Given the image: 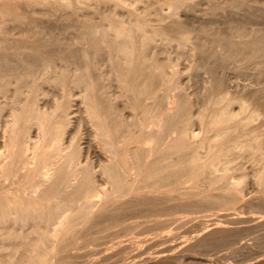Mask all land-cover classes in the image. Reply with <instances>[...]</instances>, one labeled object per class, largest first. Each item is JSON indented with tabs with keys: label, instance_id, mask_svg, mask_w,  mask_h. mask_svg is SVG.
Wrapping results in <instances>:
<instances>
[{
	"label": "bare ground",
	"instance_id": "1",
	"mask_svg": "<svg viewBox=\"0 0 264 264\" xmlns=\"http://www.w3.org/2000/svg\"><path fill=\"white\" fill-rule=\"evenodd\" d=\"M193 1L194 0H16V1H9V2L4 3V4H0V53H1L0 54V64L6 63V64H4V66L6 65V67H7V68L4 67L5 68L4 70H6L7 73L2 75L4 78L0 75V77H1L0 79H4L7 84L9 83L10 85H12V87H11L12 100H10L11 103L7 104L6 102H9L7 99H6L7 100L6 102L0 101V102H2V103H0V113L7 106H9L7 108H9L8 110L11 109L10 114H12L10 121H9V119L7 120L8 123L6 121V123L8 125L5 127L7 129L8 134H9V136H8L9 142H8V144H6L7 150H6L5 156L7 158L9 157V159L6 160V161L9 160V162L3 161L6 158L5 156H2V158L0 157V173H1L0 175L4 176V177H2V179L3 178L9 179L11 176H13L10 178V179H12L15 177V175H13V174H15L17 172L19 173V177H21L20 176V173H21L20 168L25 167L24 169H26L27 167H29L26 165L31 164L30 162L33 161V163L35 164L36 167L34 168V167L30 166L34 169L27 168V170H28L27 173H28V175H30L32 177L38 176L39 181L42 183H44L45 181L48 182L50 180V178L47 181V175L45 176L46 177V179H45V177H43L44 175H41V173H38L40 170V169L38 170L39 164L44 162V163L49 164L51 166V167L48 166V167H50V169L52 168L54 170V172H52L53 178L51 177V180L52 179L53 180L52 181L50 180V182H48V183L52 182L51 183L52 185L50 186L48 184L49 188L47 187L45 190H48L51 188L50 190L53 189L56 191V189L59 185L67 182V180H68L67 169H68L69 165H74L75 163H77L79 161V157H80V155H79L80 150H79L78 142H77L78 135H77V137L73 136L71 142L69 141L70 144H68V147H66L67 145L66 146L63 145L64 143L61 141H64V139L61 140V138H60V134H62L68 128V125H69V119L67 118V115L71 112H69L70 111L69 110L70 104H69L68 96L63 95L61 97L62 101H59L58 103H56V105H54L55 108L53 107L54 108L53 111L49 112V113L40 110L41 108L38 106L39 100H37V96L41 97L38 94L40 93L41 88H43V86L46 84H49V86H50V84L54 85V86H56V88L58 86L60 87L64 83L63 81L68 76L67 74L68 73L70 74V71L73 74L72 80L74 82V86L81 90L79 92V94L82 92V94L78 95V96L79 97L81 96L80 99L83 100V102H84L83 106H85L84 109L86 112V114H85L86 116H84V115L83 116L87 117L88 120L90 119V122H92V123L94 122L93 124L92 123L91 124L93 126H97V129L100 130L99 131L100 134L98 132V135L99 136L101 135V137L103 136V138H104L103 141H105L107 143V145L112 146L111 151L114 155L112 153L111 154L113 155V160L108 161V164L109 163L110 164L109 165L106 164V166L102 167V169L100 168L101 171L100 170L99 171L101 173H103L104 175H106L108 177L107 179L108 180L110 179V181L113 182L112 184H114V188L116 190L120 191L121 193L131 192V190H133V183L135 182V181H133V178H132L133 174L130 171H128L127 161L125 160V157H123V155L121 154L122 153L121 151L126 152V149L125 150H122V149H124V147L130 149V147L133 146V147H131L132 149H131L130 153L133 152L132 154H134L136 156V159L135 158L133 159L134 163L133 162L132 163H133L134 167L133 166L132 167L134 168L133 172H135V174L137 176H139V174L142 173L141 172V170H142L141 166L143 164H141V162H140L141 160L138 159V153H140V151H144V150H146V154H147V150L152 151V152L153 151L156 152V150L159 148V140L160 139H159V134L157 133V131L161 128H159L157 131H155V133H157L158 136H156V135H155L156 137L155 136H151V137L149 136L150 138H148L146 136L147 140H145V139L144 140L146 142L148 141L149 145H147L143 141V139L138 137V135L134 134L135 137L132 136V133L134 132L133 130H135V128L137 126L142 127V128H145L146 125H148V127L149 126L150 127L151 126L157 127L160 125L162 127L164 125L174 126L178 130V134H179L178 138L176 140H174L173 142L166 143V149L170 153H175V154L179 155L178 157L180 159L178 157L177 158L182 161V164L184 163V166L182 165L183 168L182 167L181 168L183 169V171H185L188 174L187 175L185 173L190 178V180L191 179H192V181L196 180V182L198 181L197 182L198 184L203 183L200 181V179L197 180L199 178V176H203L204 174L206 175L207 173H209L211 176L210 180H212L214 177L213 174H216L214 172L216 170H223V172L221 173L220 176L225 177L227 175V173L229 172V170L231 169L230 168L228 170V168L231 165H234V164H232L235 160L234 158H236V155L240 156L239 153L243 150H244V153L246 151V153L248 154V155H246V157L248 156V158H250V160H252L251 162H253V164L254 163L256 164L257 161H260V162L262 161L264 163V147H263L262 142H261V135H260L261 132L260 131L258 132L255 130L251 131L249 129V127H251V124L254 123L253 121L256 119L257 116H259L261 114L264 116V101H263V103H260V104L258 102H256V100L258 101L260 99V97H258V96H256V98L254 99L255 103L257 104V105L255 104L256 108H253V107L249 108L248 105L242 101L237 102V104H238L237 107L239 110L237 114L232 113L231 112L232 110H230V107L234 103V101L232 102L231 100H228L227 97H225L224 95L223 96H221V95L220 96H210L207 105L201 109V111L198 113L196 118H194V116L192 117L190 115V104L188 102H186L185 101L186 98L184 99L181 95H180L181 97L179 96L177 99H176V96H173V97H175L174 99H176V100L179 99L178 101L172 102L175 104V107H173V105H172L175 112H172V107L168 108V110L167 111L165 110L164 114H162L160 116L161 117L160 119H156V117H155V119H153L154 117L150 118L149 115H150L151 111L148 113V111H149L148 108H146V107L143 108V106H144L142 103L143 102V99H142L143 96H145V95L149 96L147 98L152 99V102L154 99H155V101H157L155 96L158 93L156 90L157 89L159 90L160 87L155 90L156 87H154V86L157 85L158 83H160L162 86L164 85L166 88V91L177 86L175 79L172 78V76H173L172 74H174V73L171 72V75H172L171 76L170 73L168 72V69H167L168 62L166 61L167 59H165L167 57V55H165V57H163L160 60V59H157V57L155 56L154 53H151L152 48L154 47V44H156L155 47H157V43H158V45H159V43H161V45H164V44H170L172 42H176L175 45L177 46V50H178L177 53L179 51L181 53V50L183 52V50H185L187 48H189L190 50L192 49L191 53H192V51H194V53H196L199 57H202L205 60V66H206L205 69L207 70V72L211 76L209 78V80L211 78L215 79V77L219 78V77H217V75L222 74V72L224 70H226V69L228 70L229 68H233L234 73L236 71L237 74H241V75L244 74L245 72H247L249 69H251V71L254 70V72L264 71V31L261 32L260 31L261 28L258 27L251 32L248 30V27H247L248 23L247 22H246L247 23L246 27L240 26V25L238 27H236V26L233 27V26H231L233 24H231V21H230L231 25L228 23L229 26L224 31L225 33H219V31H215L212 28V26L208 27V26H204V25H203L204 27L199 28V30H194L193 28L190 29L189 27H187L186 25H184L182 23L183 21L179 20V18H178L179 15L176 17V10L178 11V8H180V5H185L186 7L191 9L192 7H194ZM203 1H205L207 4L211 5L209 8L210 14L212 16L213 15L215 16L216 15L215 13L218 12L217 9L218 10L220 9L218 2H215V0H203ZM254 1L257 2L258 0H254ZM261 1H259V2H261ZM263 2H261V3H263ZM227 3H228V1H227ZM21 7H23V8L26 7V9L28 8L29 10L31 9L32 13L35 12L36 10H39V12L41 10L43 12L42 13L40 12V13L45 14V15H47L49 13L48 11H51V10L54 13L57 11H58L57 13H59L60 11H64V10L69 11L70 10V12H71L70 16H72V20H71L72 24L70 23V25H68V27L72 28L71 32L72 31L74 32L73 29L76 30V33L74 32V34H73L74 36L76 35L75 38L74 39L71 38V39L73 40V43L77 42L76 44L79 43V44H82L83 46L65 47L64 51L63 52L61 51L62 54H60L56 57L47 56L44 58L43 57L44 55L40 56L41 55V46L52 45V44H55V45L65 44L66 42L61 41L63 39H61V40L60 39L59 40L51 39L52 33H53L52 29H55V28L45 27L43 22H37V20L35 18H28L25 15H24L25 17L20 16V14L18 13L19 11L17 12V8H21ZM240 7H241L240 4L234 3V4H232L231 7H229L230 8L229 10H226L227 13H225L226 11H224V14L227 15L226 17L231 16L232 12L235 11L236 9L240 8ZM96 8L102 9V11L98 12V14H100L101 16L100 15L95 16L96 12H94V10ZM166 9H168V10L172 9L171 10L172 12L171 13L169 12L170 13L169 18H168L169 13H168V15L166 14L167 13V11H165ZM28 13H30V11ZM40 13H39V15L42 16ZM67 13H65V14H67ZM62 14L64 15L63 12H62ZM150 14L156 15V16H154V15L153 16H154V18L155 17L157 18L158 23L159 22L161 23V21H163V19L165 17L168 18L167 20L170 19V21L167 25L172 26L173 28L176 27L177 34L174 35L175 37L174 36H173L174 38L170 37L175 32L172 33V35H170V36L168 35V34H171L170 32L167 34V32L165 31L167 28V25L162 26L158 29L152 28L151 22L153 21V17L150 16L152 18V21H150L151 20V19H149ZM29 15H33V14H29ZM234 16H235V14H234ZM249 16H252L254 18V16H256V13L251 12V15L249 14ZM259 16H262V15L260 14ZM51 17L55 18L52 15H51ZM64 18H66L65 15H64ZM230 19H232V18H230ZM247 19L248 18L246 17V20ZM167 20H164L163 22H165ZM40 21H43V20H40ZM242 21H240V23ZM155 22H156V20H155ZM163 22H162V24H164ZM208 22H209V19H208ZM243 22H245V21H243ZM155 24H157V22ZM157 26L158 25H156V27ZM15 30L19 31V33H18L19 37L28 36L30 38V40H24L22 38H15L16 40H11V42H10L9 37L11 35L15 34V33L13 34V32ZM170 31H172V30H170ZM58 36H62V35H58ZM48 38H50V39H48ZM75 39H77V41H74ZM200 39H201V41L203 39H210V40L216 41L217 44H220L222 46V52L220 51L219 54L215 52L216 53L215 54L213 52V50L209 51L208 49H206V47H204L201 43L198 42ZM70 42L72 43V41H70ZM209 42H211V41H209ZM162 43H164V44H162ZM16 48L17 49H25V48L28 49L29 48L31 51H33V53H31L32 57L26 58V59L25 58H21L18 60L16 59L17 61L14 62L15 64H12V66H9L11 63H9L10 61H9V59H7L8 50L9 49L15 50ZM88 48L94 49L95 56H93V58L104 57L106 60H108L110 62V64L108 65L107 79L109 77H110V79H111V77H112V79L114 78L115 81H117V83L119 85L118 87L122 88L126 92V94L129 95V97L131 98V101H132V103H131V101H129L130 102L129 104H131L130 106H132L129 108L133 109V107H136V106L138 107V105H139L141 108H143V110L145 109V111H142L143 115L140 118H139V116L136 117L134 115V116H130L131 117V118L129 117L130 119H127V120L122 119L123 117L119 115L120 111L118 112V110L116 109V107L119 106L118 103L115 104L113 102L114 100L107 98L103 93H101V91L98 92L96 90L97 85L100 82H102V80H103L102 73L100 72V70L102 68L101 66H100V68H98L97 65L94 68H93V65H92V68L90 66L80 67V65H81L80 64L79 67L74 66V68L72 70H70L71 68L69 69V67H71V66H68L67 64H65L66 62L70 61L71 59H72V61H76V60L79 61L78 58L86 60L87 55L85 56V54H88V53H86ZM49 49H51V48H49ZM43 50H45V49H43ZM46 50L48 51V49H46ZM158 51H159V49H158ZM162 51H163V48H162ZM193 55H195V54H193ZM19 56L22 57V55H19ZM75 57H77V59ZM73 58H74V60H73ZM184 58H186V57H184ZM105 59H104V61H105ZM58 61L62 62L64 65L62 67V70L55 73L53 75V77H46L44 74V70H45V67L47 64L45 65L42 63L47 62V63H50L49 65H52V63H56ZM96 61H98V60H96ZM178 61H179V59H178ZM195 62H196V60H195ZM71 63H74V62H71ZM71 63H70V65H72ZM75 63H74V65H75ZM99 64L102 65L101 62ZM198 65L199 64H197L195 67L193 65V67H194L193 69L196 71L199 70L200 68L198 67ZM3 72L4 71H2V72L0 71V73H3ZM105 74H106V72L104 73V76H105ZM223 75H221V76H223ZM200 76H202V75H200ZM262 77H263V75H262ZM223 78H225V77L223 76ZM223 78L221 77L220 81H223ZM228 78H231V77H228ZM110 79H108V80H110ZM212 79H211V82H212ZM245 79H246V77H245ZM105 80L106 79H104V81ZM220 81H217V82H220ZM141 82H143L144 84ZM215 82H216V79H215ZM226 82H224V83H226ZM141 84H143L144 86H141ZM178 85H179V83H178ZM2 88H4V87H2V84H0V97L2 96L1 98L5 99V97L8 95H5L6 92L4 93L2 91ZM214 88L216 89L215 84H214ZM57 89H59V88H57ZM209 90H211V89H209ZM212 90H211V92H213ZM120 91L122 92V90H120ZM2 93H4L5 97H3ZM7 94H8V92H7ZM40 95H41V93H40ZM107 95H108V93H107ZM6 98H8V97H6ZM144 99H145V97H144ZM164 99L166 100V96ZM121 100H122V97H121ZM165 100H163V102ZM241 100H243V99H241ZM243 101H245V100H243ZM3 102L6 104H3ZM48 102H50V101H48ZM179 103H180V107H179ZM258 104H259V107H258ZM164 105H165V102H164ZM163 107H165V106H163ZM177 107H179V110L181 112L178 110ZM199 108H201V107H199ZM175 109H177V111ZM176 112H178L181 116L180 115H179L180 117L177 116L175 114ZM8 113H9V111H8ZM135 114L137 115V113H135ZM7 117H8V115H7ZM257 119H258V117H257ZM108 121H109V124H107ZM192 123L199 124L200 126H202V129H201V131H202L201 135L203 134L202 137L200 135H194V134H192L193 132L191 133V131H188L191 129L190 125ZM107 125L108 126L110 125V130L108 129ZM189 127H190V129H189ZM33 128H35V130L37 129L38 136H36L37 137L36 143L31 145L32 140L29 139L30 137H28L29 136L28 134L31 133V132L29 133L30 129L34 130ZM122 129L125 130V133L127 135L125 137H127V139L126 140L123 139L124 142L121 141L123 143H122L121 148H120V146L118 144H116L118 146L115 145V142L113 140L112 135H114V134L116 135V133L118 131L120 132V130H122ZM169 129H170V127H169ZM248 129L251 132H249ZM152 131H153V128L151 129L150 132H152ZM161 131H163V130H161ZM139 132H141V130ZM121 133L122 132H120V134ZM125 133H122V134H125ZM6 136H7V134H6ZM34 138H35V136H34ZM121 138H123V136ZM67 142H68V140H67ZM142 143H145L147 148L145 147V149H144V147H142V145H140ZM29 149L31 150V152H29V153H31V156L27 155V150H29ZM202 149H204V150L207 149L206 150L207 151L206 154L208 156L207 159H204V160L202 159L203 157L201 156V152H200V151H202ZM161 151L162 150H160V152ZM155 152L153 154H155ZM127 154H129V153H127ZM132 154H130V155H132ZM141 154H144V153L142 152ZM206 154H205V156L203 155L204 158H206ZM55 155H57V157L62 156V159H63V157L65 158V160L63 159L64 161L62 164H60V163L58 164L57 162L53 161V157H55ZM237 158L239 159V157H237ZM237 158H236V160H237ZM142 163H144L143 160H142ZM148 164L149 163L147 162L146 166ZM152 164L154 165V163H152ZM81 166H82V168L79 166L81 168L80 171H75L79 175V179H77L78 175L76 173L77 176L75 179L78 181V183L75 186L71 187V188L74 187L73 190L70 189V191L74 192L75 196H78L83 200V205H80V208H79L80 210L77 209L78 212H76L74 215H71V214L68 215V212L66 214L65 211H62L63 209L65 210L68 205H70L69 202L75 203V201H76V200L72 201L71 196H69V195L67 197V198H69V200H68V205L66 204L67 205L66 207L60 203L61 199H63V198L60 199V196H62V194L58 196L60 201H58V197H57L56 203H54L50 207H48V204H45L46 202L41 203V202H38V201H35L34 199H32V196L29 195L30 193H28L27 190H23L22 188L21 189L23 191H21L20 193H15L13 191L16 195L14 193H13L14 194L13 196H11V195L8 196L5 194V195L0 197V226L2 228L5 227V229H8V231L5 230L6 232H3L0 234V250L1 251L2 250L8 251V252H6L8 255H5L7 258H5L6 260L3 261L2 264H45L49 254H50V251H52V252L55 251V250L53 251L54 247H51L52 250L49 251L50 247H49V249L47 248L48 243L55 242V241H57L58 238L63 236L68 231L69 222H71V221L73 222L75 219H80L83 222V221L88 219V217L92 211L91 209L93 207V204H95L94 202L96 201V200L94 201V199H93V192H92L95 188V184H96L95 177L96 176L93 177V175L91 173L92 171H90L91 168L89 167V165L84 164ZM45 168H47V167H45ZM232 168H234V167H232ZM24 169H23V173L24 172L26 173L27 170L24 171ZM148 169H149V167H148ZM240 169H242V168H240ZM150 170H152V169L150 168ZM153 170H156V169L153 168ZM43 171H45V170H43ZM170 171H172V170H170ZM183 171H180V173ZM40 172H42V171H40ZM161 172H160V175H161ZM152 173H153V171L151 173H149L151 175L148 174L149 179L151 178ZM154 173H157V172H154ZM154 173H153V176L158 174L157 173L154 175ZM26 174L22 178H25ZM172 174H174V173H170V172L166 171V173H164V174L162 173V175L159 176L158 180H156V182L154 181V183L157 184L158 182H161V181L162 182L163 181H165V182L169 181L170 182L173 180L174 175H172ZM209 174H208V176H209ZM243 174H246V173H243ZM69 175H70V173H69ZM205 175L203 177H205V180H207L206 178H209V177H206ZM101 176H103V175H101ZM70 177H72V176H70ZM216 177L217 176H215V178ZM0 178H1V176H0ZM26 178H28V176H26ZM144 178L145 177H143L142 179H144ZM255 178L254 179L256 180L257 183L264 185V172L257 173ZM205 180L203 178L204 182H205ZM212 181H214V180H212ZM212 181H209V183L211 184ZM8 182H10V181L8 180ZM28 182H29V180H28ZM12 183L10 182L9 184H12ZM0 184H1V182H0ZM46 184H44V185H46ZM153 184H152V187H153ZM156 184H154V185H156ZM204 184L206 185V182ZM40 185H43V184H40ZM69 185H71V184H69ZM2 187H4V186H2ZM25 187L27 188V186H25ZM38 187H40V186H38ZM41 187H44V186H41ZM41 187L39 188V190L41 189ZM144 187H146V186H144ZM59 188H61V186ZM136 188L138 190L139 187H136ZM21 189H19V190H21ZM33 189L31 190V192L34 191ZM204 189L206 190V188H204ZM204 189L203 190L201 189V190L205 191ZM178 190H180V189H178ZM201 190H198V191L201 192ZM165 191H167V190H165ZM110 192H111V190H110ZM235 192L233 194V197H234V199H237L238 193L235 194ZM41 193L44 194L43 192H41ZM45 193H46V191H45ZM69 193H72V192H69ZM107 193L108 192H106V194ZM165 193L167 194V192H165ZM206 193H204V194H206ZM42 194H41V196H42ZM99 194H100V192H99ZM176 194H177V192H176ZM199 194L200 193L197 192V195H199ZM202 194H203V192H202ZM104 195H105V193H104ZM208 195H209V193H208ZM208 195H202V198H200L201 196L199 198L201 199L202 202L203 201H206V202L211 201L210 199H212L211 198L212 195L210 194L211 195L210 197ZM221 195H223V194H221ZM227 195H229V193ZM230 195H231V193H230ZM78 197L72 196V198H78ZM217 197H220V194ZM229 197H227V199H229ZM214 198H215V196H213V199ZM215 199H217V198H215ZM219 200H220V198H219ZM220 201H222V200H220ZM220 201H219V203L217 202V200L215 202L220 204ZM228 201H230V200H228ZM97 202H98V200H97ZM211 202H209V203H211ZM229 203H231V202H229ZM231 204H230V208L232 209L233 207H231ZM214 205L216 206V203ZM223 205H225V203H223ZM76 206L77 205H75V207ZM63 207H65V208H63ZM226 207L228 209V204L226 205ZM234 208L236 209L235 203H234ZM74 209H76V208H74ZM210 210H211V208H210ZM183 211H185V210H183ZM207 211H208V209H207ZM171 215L172 214H170V216ZM175 215H172V218L171 217H169V218L173 220L174 219L173 217H175ZM223 215H225V214H223ZM103 218H105V217H103ZM41 224L44 226V229H42V230L40 227ZM208 224L209 223H207V225ZM49 225H54V226H52L53 228H47ZM215 225H214V229H212V232L217 231V230H219V231L222 230L223 225H222V228L219 226L215 227ZM217 225L221 226V223L220 224L218 223ZM15 226H16V228H15ZM23 228H26V229L28 228L30 230V234L27 235V233H22ZM73 228H74V226H73ZM106 229H108V228H106ZM205 229H206V226H205L204 230ZM200 231H201V228H200ZM208 233H211V232H208V230H207V234ZM25 234H26V237H25ZM31 234H36L37 237H35L34 239H31ZM211 234H213V233H211ZM29 238H30V241H27ZM147 238H149V237H147ZM231 238H232V236H231ZM66 240H68V238H66ZM143 240H145V239H143ZM233 240L235 241L238 239L236 237ZM230 241L233 242V245L236 242V241L234 242L232 240H230ZM171 242H172V240H171ZM57 243H58V241H57ZM54 245L55 244H53V245L51 244V246H54ZM61 246H62V244H61ZM70 249H71V247H70ZM157 257H159V256L157 255ZM0 258H1V256H0Z\"/></svg>",
	"mask_w": 264,
	"mask_h": 264
},
{
	"label": "rangeland",
	"instance_id": "2",
	"mask_svg": "<svg viewBox=\"0 0 264 264\" xmlns=\"http://www.w3.org/2000/svg\"><path fill=\"white\" fill-rule=\"evenodd\" d=\"M9 1H16V0H0V4H4V3H7ZM227 1H228V3H227ZM259 1H261V0H258L257 2L254 0H245V1L244 0H215V2H218L220 9L219 10L217 9L218 12L215 13L216 15L212 16L210 14V11H209V8L211 6L210 4H207L203 0H200V1L194 0L193 1L194 3L192 2L194 7H192L191 9H189L185 5H180V8H178V11L176 10V17L179 15V17H178L179 20L183 21L182 23L184 25H186L190 29L193 28L194 30H199V28L204 27V26H208V27L212 26V28L215 31H219V33H225L224 31L228 28L230 21H231V24H233V25H231V24L230 25L233 27L234 26L238 27L239 25L246 27V24L248 23L247 27H248L249 31L252 32L254 29L259 27V28H261L260 31L263 32L264 31V25H263L264 24V18H263L264 17V2H263L264 0L261 1L263 3L259 2ZM234 3L240 4L241 9L240 8L236 9L235 11H233L234 13L232 12L231 16L226 17L227 15L224 14V11L229 10L230 9L229 7H231L232 4H234ZM22 8L23 7L17 8V12L19 11L18 13L20 14V16L25 15L28 18H35L37 20V22H43L45 27L55 28L57 31L55 29H52L53 33H52L51 39H53V40L63 39L61 41H64L67 43V44L65 43V44H57V45H55V44L43 45V46H41V55L40 56L44 55L43 56L44 58L47 56L56 57V56L62 54L65 47L83 46L82 44H79V43L76 44L77 42L73 43L72 39H74L76 36V35L74 36L73 34H74V32L76 33V30L73 29L74 32L73 31L71 32L72 28L68 27V25H70L71 20H72V16H70V14H71L70 10L69 11H67V10L60 11L59 12L60 14L57 13L58 11L55 12L56 13L55 14L51 10V11H48L49 13L47 15H45V14H41L43 12L41 10H40L41 13L39 12V10H36L35 12L32 13L31 9L30 10L28 8L26 9V7H24L23 9ZM99 9L96 8L94 10V12H96L95 16L100 15V14H98V12L102 11V9H100V10ZM28 10L30 11V13H28L29 12ZM171 10L172 9H169V10L166 9L165 11H167V13L166 12L165 13L168 15L169 12L170 13L172 12ZM62 12L66 16V18H64V15L62 14ZM251 12L256 13V16H254V18L252 16H249V14L251 15ZM39 13L42 16H40ZM65 13H67V14H65ZM170 13L168 15V18L170 17ZM225 13H227V11ZM29 14H33V15H29ZM234 14H235V16H234ZM258 14L259 15L261 14L262 16H259ZM51 15L55 18H52ZM153 15L154 14L149 15V19H151L150 21H152V18L150 16L153 17V21L151 22L152 28L158 29L162 26L167 25L170 21V19L167 20L168 18L165 17L163 19V21L167 20V21H165L166 23L163 21H161V23L160 22L158 23L157 18L156 17H155L156 19L154 18V16H156V15H154V16ZM246 17L248 18L247 20L249 22L246 20ZM228 18L229 19L232 18V19L229 20ZM154 19L156 20L157 24H155L156 22ZM208 19H209V22H208ZM40 20H43V21H40ZM242 20L245 22H243ZM240 21H242L241 22L242 24L240 23ZM162 22L164 24H162ZM156 25H158V26L156 27ZM171 27L172 26L167 25V28L165 31L167 32V34L169 32L171 33V34H168L169 36L175 32L172 36H170L171 38H174L175 37L174 35L177 34L176 27L175 26H174L175 28H173V27L171 28ZM170 30H172V31H170ZM18 33H19V31L15 30L13 32L14 35H11V36L9 35L10 36L9 37L10 42H11V40H16L15 38H22L24 40H30V38L28 36L19 37ZM57 34L62 35V36H58ZM48 39H50V38H48ZM69 40L72 41V43ZM208 40L211 42H209ZM74 41H77V39H75ZM198 42L201 43L204 47H206V49H208L209 51L213 50L214 53L216 52L218 54L220 51L222 52V46L220 44H217V42L214 40L203 39L201 41V39H200ZM175 43L176 42H172L170 44L162 43L165 46L161 45V43H159V45H158V43H157L158 48L155 47L156 44H154V47L152 48L151 53H154L155 56L157 57V59L161 60L163 57H165V55H167V57L165 58V59H167L166 61L168 62L167 69H168V72L170 73V75H171V72L174 73V74H172L173 76L172 75L171 76L173 79H175L177 86L166 91V88L164 85L162 86L160 83L157 84L155 82L157 84V85L154 84L155 85L154 87H156L155 90L160 87L159 90L158 89L156 90L158 93L155 96L157 101H155V99H154L152 102V99L147 98L149 96H147V95L143 96V98H142L143 99L142 103L144 105L143 108L144 107L148 108V110H149L148 113L151 111L150 115H149L150 118L154 117L153 119H155V117H156V119H160L161 118L160 116L162 114H164L165 110L167 111L168 108L172 107V105H173V107H175V104L172 102L178 101L179 99L178 100H176V99L180 95L184 99L186 98L185 101L190 104V115L192 117L194 116V118H196L198 113L201 111V109L207 105L210 96H220V95L223 96L224 95L225 97H227L228 100H231L232 102L234 101V103L230 107V110H232L231 112L234 114H237L239 111L238 107H237L238 106L237 102H239V101L245 102L249 108H252V107L256 108L255 107L256 103H255L254 99L256 98V96H258V97H260V99L258 101L256 100V102H258L259 104L263 103V101H264V84H263L264 83V74H263L264 71L254 72V70L251 71V69H249L250 71L248 70L247 72H245L244 74L241 75V74H237L236 71L234 73L233 68H229L230 70L226 69L222 72V74L217 75V77H219L220 79L215 77L216 82H217V81H220L221 77L223 78V76H224L225 78H223V81L224 82L227 81L226 83H224L223 81L216 83L214 78L213 79L211 78L212 79V82H211V79L209 80V78L211 76L209 75V73L205 69L206 68L205 60L202 57H199L196 53H194V51H192V53L195 54V55H193L191 53L192 49L190 50L189 48L183 50V52L181 50V53H180V51L177 53L178 50H177V46L175 45ZM49 48H51L52 50ZM162 48H163V51H162ZM43 49H45V50H43ZM46 49H48V51ZM158 49H159V51H158ZM94 52H95L94 49L88 48V50L86 52L88 54H85V56L87 55L86 60L78 58L79 61H77V60L72 61V59H71L70 61L66 62L65 64H67L68 66H71V67H69V69L71 68L70 70H72L74 68V66L79 67L80 64L82 65V66L80 65V67L90 66L92 68V65H93V68H94L97 65V67L100 68V66H101L102 68H101L100 72L102 73L103 80H102V82H100L97 85L96 90L98 92L101 91V93H103L107 98L114 100L113 102L115 104L118 103L119 106H117L116 109L118 110V112L120 111L119 115L123 117L122 119H124V120L130 119L131 118L130 116H134V115L136 117L139 116V118H140L143 115L142 111H145V109L143 110V108H141L139 105H138V107L137 106L133 107V109L131 108L132 110L129 108V107H132V106H130L131 104H129L130 103L129 101H131V98L129 97V95H127L126 92L122 88L118 87L119 85H118L117 81H115L114 78H113L114 80L112 79V77H111V79H110V77L108 78L110 80L107 79L108 65L110 64V62L108 60H106L104 57H99L100 59L98 57H97L98 59L93 58V56H95ZM31 53H33V51H31L29 48L28 49L27 48H25V49H17L16 48L15 50L9 49L8 54H7V59H9V61H10L9 63H11L9 66H12V64H15L14 62L17 61L18 59L31 58L32 57ZM19 55H22V57ZM184 57H186V58H184ZM75 58L77 59V57H75ZM103 58L105 59V61ZM178 59H179V61H178ZM194 59L196 60V62ZM73 60H74V58H73ZM96 60H98V61H96ZM58 62L52 63V65H49L50 63H47V62L42 63L45 65L47 64L46 67L43 65L45 67L44 74L46 77H53V75L55 73L62 70V67L64 65L62 62H59V63ZM71 62H74V63L76 62V63L74 65V63H71ZM100 62L102 65L99 64ZM70 63L72 65H70ZM4 64H6V63H4ZM4 64H0V67H1L0 71L1 72L4 71L3 73H0L1 76L3 74L7 73V71L4 70L5 68H7L6 65L4 66ZM197 64L200 65V66L198 65V67L200 69L196 71L193 68ZM193 65H194V67H193ZM105 72H106V74L104 76ZM67 75H66L67 76L66 79L63 81L64 83L62 84L64 87L61 85L60 87L58 86L57 88H59V89H57L56 86H54V85L50 84V86H49V84H46L43 86V88H41V91H40L41 95H40V93L38 94L41 97L37 96V100H39L38 106L41 108L40 110L47 112V113L52 112L53 109L55 108L54 105H56V103H58L59 101H62L61 97L63 95L68 96V100H69V104H70L69 105V110H70L69 112H71L68 114L69 116L67 115V118L69 119V125H68V128L62 134H60V138H61V140L64 139V141H61L64 143V144L63 143L62 144L65 146L67 145L66 147H68V144H70L73 136L77 137V135H78L77 142H78V147L80 150V154H79L80 157H79V161H78L79 163L77 162L74 165H69V167L67 169V174H68L67 182L59 185L57 187L58 190L55 188L56 191L53 189L50 190L51 188L48 190H45L47 187L49 188V185L50 186L52 185L51 184L52 182L51 183H48V182H50L51 177L53 178L52 172H54V170L52 168L50 169L51 166L49 164L44 163V162L39 164L38 170L39 169L40 170L38 173H41V175H44L43 177H45L47 175V181L50 178V180L48 182L45 181L44 183H42L39 181L38 176L32 177V176L28 175L27 168L34 169L36 167L35 164L33 163V161L30 162L31 164L26 165V166H29L26 169H24L25 167L20 168V170H21L20 176L21 177H19L18 172L13 174V175H15V177L12 179H10V178L13 176H11L9 179L8 178L2 179V177H4V176L0 175L1 176V178H0V182H1V184H0V197L5 195V194L8 196H10V195L13 196L15 193H20L23 190H27L28 193H30L29 195L32 196V199H34L35 201L41 202V203L46 202L45 204H48V207H50L51 205L56 203L57 197L62 194V196H60V199L61 198H63V199H61L60 203L66 207L68 205L69 198H67V197L69 195V196H71L72 201H75V200L76 201H75V203L69 202L70 205H68L65 210L64 209L62 210V211H65L66 214L68 212V215H70V214L74 215L76 212H78L77 209L80 208V205H83V200L80 197L75 196L73 191H70V189L73 190V188H74V187L73 188H71V187L75 186L78 183V181L75 179L76 176L78 175V173L75 171H80V169L82 168L81 165L85 164V165H89V167L91 168L90 171H92L91 173H92L93 177L96 176L95 177V182H96L95 188L92 191L93 192V199H94V201L96 200L94 202L95 204H93V207L91 209L93 212L91 211L88 219L83 221V222L80 219H75L74 221L76 223L74 221L69 222L68 231L63 236H61L60 238L57 239L58 243H57V241L48 243L47 248L49 249V247H50L49 251L52 250L51 247H54L53 251L54 250L55 251L54 252L50 251V254H49L45 264H264V185L257 183L255 180L256 179L255 176L257 175V173L264 172V163L262 161H261L262 163L260 161H257L256 164L255 163L253 164V162H251L252 160H250V158H248V156L246 157V155H248L246 153V151L244 153V150H243L239 153L240 156L236 155V158L239 157V159L237 158L238 161L236 160V158H234L235 163L233 162L232 164H234V165H231L234 168H232L231 166L228 168V170L231 168L230 169L231 171L229 170V172L226 175L227 177L226 176L225 177L220 176L221 173L223 172V170H216V171H214L216 174L212 173L214 176V177L212 176L213 177L212 180H214V181L210 180L211 176L209 173H207L206 175L204 174L206 177H209V178H206L207 180H205V177H203L204 175L199 176V178L197 180L200 179V181L203 182L202 184L199 183L200 184L199 185L197 183L198 181L196 182V180L195 181H192V179L190 180V178L187 176L188 174L185 171H183L182 168L184 166V163L182 164V161L179 160L180 159L178 157L179 155H177L175 153H170L166 149V143L173 142L174 140H176L178 138V135H179L178 130L174 126L164 125L162 127L160 125L157 127H155V126H151V127L149 126L148 127V125H146L145 128L137 126L135 128V130H133L134 132L132 133V136L135 137V135H138V137L143 139V141L147 145H149L148 141L147 142L145 141V140H147L146 138L147 137L150 138L151 136H155V135L158 136V134H159V139H160L159 140V148L156 150V152L155 151L152 152V151L147 150V154H146V150H144V149H145V147L147 148V146L145 145V143L140 144V145H142V147H144V149H143L144 151H140V153H138V159L141 160V161L140 160L139 161L144 166L143 165L141 166L142 167V170H141L142 173H140L139 176H137L135 174V172H133L134 171V168H133L134 167V165H133L134 160L133 159L134 158L136 159V156L134 154H132L133 152L130 153L131 149H132L131 147H133V146H131L130 149H128L126 147H124V149H122V150L126 149V152L124 151L125 152L124 153L123 151H121L122 152L121 154L123 155V157H125V160L127 161V165H128V171H130L133 174L132 178H133V181H135V182L133 183V190H131V192L121 193L120 191H118L114 188V184H112L113 182L110 181V179L108 180L107 179L108 177L100 172L101 171L100 168L102 169V167L106 166V164L109 165L110 163L108 164V161L113 160L114 154L111 151L112 146L107 145V143L105 141H103L104 140L103 136L101 137V135L100 136L98 135V132L100 130L97 129V126L92 125L94 122L92 123V122H90V119L88 120L87 117H84V116H86L85 115L86 112L84 109L85 106H83L84 102H83V100L80 99L81 96L80 97L78 96V95H81L82 92L79 94V92L81 90L74 86V82L72 80L73 74L71 73V71H70V74L68 73ZM200 75H202V76H200ZM221 75H223V76H221ZM262 75H263V77H262ZM228 77H231V78H228ZM245 77H246V79H245ZM104 79H106L108 82L106 80H105L106 81L105 82ZM3 80L4 79H0V84H2V87H4V88H2V91L4 93L6 92L5 95H8V96H6L8 98H6L4 93H2L3 97H5V99L1 98L2 97L1 96L0 101L6 102L8 100L9 102H6V103L9 104V103H11L10 100H12V95H11L12 94V90H11L12 85H10L9 83L7 84L6 81L5 80L3 81ZM141 83H143V82H141ZM178 83H179V85H178ZM143 84H141V86H144ZM214 84H215L216 89L214 88ZM209 89H211V90L213 89L212 90L213 92H211V90H209ZM120 90H122V92ZM7 92H8V94H7ZM106 92L108 93V95ZM165 96H166V100L164 99ZM173 96H176V99H174L175 97H173ZM121 97H122V100H121ZM144 97H145V99H144ZM241 99H243L245 101H243ZM163 100H165L164 101L165 105H164ZM48 101H50V102H48ZM0 103H2V102H0ZM6 103L3 102V104H6ZM131 103H132V101H131ZM259 104H258V107H259ZM163 106H165V107H163ZM7 107H9V106H7ZM7 107L4 110H2V112H1L2 114L0 113V125H1L0 126V157L1 158H2V156H5L6 150H7L6 144H8V142H9V139H8L9 134H8L7 129L5 127L8 125L7 120L9 119V121H10L12 114H10L11 109L8 110L9 108H7ZM173 107H172V112H175ZM179 107H180V103H179ZM179 107H177L178 110H179ZM199 107H201V108H199ZM175 110L177 111V109H175ZM8 111H9V113H8ZM135 113H137V115ZM175 114L177 116L180 115L178 112H176ZM7 115L9 118L7 117ZM259 116H257L258 119L256 117V119L253 121L254 123L251 124V127H249V129L251 131L255 130V131L261 132L260 133L261 142H262V145L264 147V136H263L264 135V116L262 114ZM6 121H7V123H6ZM107 124H109V121ZM169 127H170V129H169ZM190 127H191V129H190ZM190 127H189L190 130H188V131H191V133L193 132L192 134H194V135H200L202 137V135H203V134L201 135L202 126H200L199 124L192 123L190 125ZM152 128H153V131L150 132ZM159 128H161V129H159ZM33 129L34 130L30 129L29 133L30 132L31 133L28 134L29 135L28 137H30L29 139L32 140L31 145L36 143V140H37L36 136H38L37 129L36 130H35V128H33ZM108 129L110 130V125L108 126ZM140 130H141V132H139ZM161 130H163V131H161ZM250 130H249V132H251ZM155 131H157L158 134L155 133ZM120 132L125 133V130L122 129V130H120ZM120 132L118 131L116 133V135L114 134L112 136H113V140L115 142V145L118 144L121 148V145L124 142L123 139L126 140L127 137H125V136H127V135H126V133L120 134ZM6 134H7V136H6ZM99 134H100V132H99ZM121 135L123 136V138H121L122 137ZM34 136H35V138H34ZM67 140H68V142H67ZM121 141H123V142H121ZM118 145H116V146H118ZM29 150H27V155L31 156V153H29V152H31V150L30 151ZM160 150H162L161 151L162 153L160 152ZM206 150L207 149H205V150L202 149V151H200L201 156L203 157L202 158L203 160L208 158V156L206 154L207 153ZM142 152L144 154H141ZM154 152H155V154H153ZM127 153H129V154H127ZM204 153L206 154V158H204V156H205ZM130 154H132V155H130ZM56 157H57V155H55V157H53V161L57 162L58 164L59 163L62 164L63 161L65 160L64 157H63L64 160L62 159V156H58L57 158ZM7 159H9V157L8 158L6 157L5 160H3V161H6ZM142 160L144 161V163H142ZM6 162H9V160ZM147 162L149 164L146 166ZM151 162L154 163V165ZM30 166H32L34 168H32ZM42 166L44 168L47 167L49 170L47 168L44 169ZM48 166H50V167H48ZM148 167H149V169H148ZM150 168L152 170H150ZM153 168H155L156 170H153ZM240 168H242V169H240ZM23 169H24V171L27 170L26 171L27 174L25 172L23 173ZM42 169L45 171H43ZM170 170H172V171H170ZM40 171H42V172H40ZM150 171L151 172L153 171V173L157 172L158 174L154 173V175L155 174H157V175L153 176V173H152L153 177L151 176V178L149 179L148 176L151 175V174H149V173H151ZM166 171L170 172V173H174V174H172V175H174L173 180L170 182L168 181L169 183L167 181L166 182L161 181V182H158L157 184L154 183V181L156 182V180H158L159 176H161L162 173L163 174L166 173ZM180 171H183V172L180 173ZM160 172H161V175H160ZM69 173H70V175H69ZM76 173H77V175H76ZM243 173H246V174H243ZM25 174H26V176H28V178H26V176H25V178H22V177H24ZM208 174H209V176H208ZM101 175H103V176H101ZM70 176H72V177H70ZM215 176H217V177L215 178ZM143 177H145V178L142 179ZM203 178L206 182V185L204 184L205 182L203 181ZM45 179H46V177H45ZM77 179H79V175H78ZM8 180L11 183L12 182L13 183L9 184L10 182H8ZM28 180H29V182H28ZM209 181H212L211 184L209 183ZM153 183L156 185H154ZM40 184H43V185H40ZM44 184H46V185H44ZM69 184H71V185H69ZM152 184H153V187H152ZM24 185L27 186V188ZM2 186H4V187H2ZM38 186H40V187L44 186V187H41V189H40L41 191H40L39 190L40 187H38ZM60 186H61V188H59ZM144 186H146V187H144ZM17 187L19 189L22 188L23 190L22 189L19 190ZM136 187H139L138 190ZM177 188L180 190H178ZM204 188H206V190ZM32 189L34 190L33 192H31ZM201 189L202 190L204 189L207 193L205 191H202ZM110 190H111V192H110ZM165 190H167V191H165ZM198 190H201V192ZM45 191H46V193H45ZM41 192H43L45 195L42 194ZM69 192H72V193H69ZM99 192H100V194H99ZM106 192H108V193L106 194ZM165 192H167V194ZM176 192L178 195L176 194ZM197 192H199L200 194L197 195ZM202 192H203V194H202ZM227 192L229 193V195H227L228 194ZM234 192H235V194L238 193L239 199L238 198L234 199V197H233ZM104 193H105V195H104ZM204 193H206V194H204ZM208 193H209V195H208ZM230 193H231V195H230ZM41 194H42V196H41ZM210 194L212 195V197H211L212 199H210L212 202L207 201L208 202L207 203L206 201H203V202L201 201L200 198H202V195H208L210 197L211 196ZM219 194H220V197H217ZM221 194H223V195H221ZM72 196L78 197V198H72ZM213 196H215V198H217V199H215V198L213 199ZM226 196L227 197L230 196L229 199H227ZM219 198L222 201H220ZM60 199L58 197V201H60ZM97 200H98V202H97ZM216 200L218 203L220 201V204L215 202ZM228 200H230V201H228ZM189 201L191 203L192 202L193 203L191 204ZM209 202H211V203H209ZM229 202H231V203L233 202V203L231 204ZM215 203H216V206L214 205ZM223 203H225V205H223ZM234 203H235L236 209L234 208ZM227 204H228V209L230 208V204H231V207H233V208L232 209L230 208L228 210L226 207ZM75 205H77V206L75 207ZM65 207H63V208H65ZM74 208H76V209H74ZM210 208H211V210H210ZM182 209L185 211H183ZM207 209H208V211H207ZM170 214H172V215L176 214L175 217H173L174 218L173 220L169 218V217L172 218V215L170 216ZM223 214H225V215H223ZM103 217H105V218H103ZM207 223H209V224L207 225ZM218 223L219 224L221 223V226L217 225ZM214 225H215V227L219 226L221 228L223 225L224 229L222 228V230H220V231L217 230V231L212 232V229H214ZM52 226H54V225H49L47 228H53ZM73 226H74V228H73ZM205 226H206V229L204 230ZM40 227H41V230L44 229V226L42 224ZM1 228H0V234L3 232H6L5 230L8 231V229H5V227H3L2 229ZM15 228H16V226H15ZM106 228H108V229H106ZM200 228H201V231H200ZM24 229L26 231L27 230L28 231L26 232ZM207 230H208V232H211L213 234L208 233L209 234L208 235ZM22 233H27V235H29L30 230L28 228L27 229L23 228ZM231 236H232V238H231ZM25 237H26V234H25ZM35 237H37L36 234H31V239H34ZM147 237H149V238H147ZM233 237L234 238L237 237L238 240H235L236 241L235 242L233 240L234 239ZM66 238H68V240H66ZM143 239H145V240H143ZM229 239L235 242L234 245H233V242H231ZM171 240H172V242H171ZM27 241H30V238ZM51 244L52 245L55 244V245L51 246ZM61 244H62V246H61ZM70 247H71V249H70ZM6 252H8V251L2 250L0 252V256H1L0 264H2L3 261L6 260L5 258H7V257L5 255H8ZM157 255L159 257H157Z\"/></svg>",
	"mask_w": 264,
	"mask_h": 264
}]
</instances>
